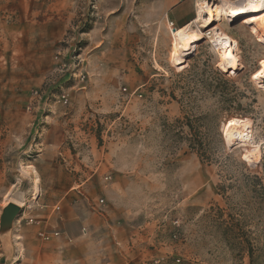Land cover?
<instances>
[{"label": "rangeland", "instance_id": "374dc122", "mask_svg": "<svg viewBox=\"0 0 264 264\" xmlns=\"http://www.w3.org/2000/svg\"><path fill=\"white\" fill-rule=\"evenodd\" d=\"M142 2L0 0L10 28L0 65V207L29 210L36 184L45 190L67 176L76 186L94 173L105 178L104 164L130 168L136 220H158L164 243L146 264H250L247 243L254 264H264V32L250 21L264 11L224 8L210 24L208 16L194 22L181 43L172 27L142 25ZM213 28L235 44L230 70L207 34ZM81 69L84 83L73 77ZM63 91L68 105L58 100ZM225 93L240 106L224 111ZM53 113L72 136L70 175L46 173L38 156L42 119ZM208 114L212 164L189 150L175 125ZM248 131L252 141L243 142ZM47 156L50 165L61 160ZM25 254L0 230V264H32Z\"/></svg>", "mask_w": 264, "mask_h": 264}, {"label": "crops", "instance_id": "0c3cea01", "mask_svg": "<svg viewBox=\"0 0 264 264\" xmlns=\"http://www.w3.org/2000/svg\"><path fill=\"white\" fill-rule=\"evenodd\" d=\"M1 13L0 7V65L7 59L10 30ZM138 18L146 27L159 23L172 27L173 35L195 21L192 0H144ZM42 120L36 148L41 152L39 158L47 160L43 164L48 168L46 173L64 171L70 175L67 170L72 152L67 142L72 136L66 132L64 120L57 113ZM50 152L53 160L61 159L59 164H48ZM102 167L110 172L105 178H95L94 173L76 186L67 176L64 181H50L45 190L35 185L38 191L33 193L29 210H22L8 231L9 239L23 248L24 257L32 264H146L159 258L164 251L159 221L148 222L144 217L136 220L138 213L131 201L136 180H132L131 169L106 164ZM5 206L0 207V216ZM30 218L40 224L27 225L25 220ZM40 231L58 232L60 236L44 243L38 236Z\"/></svg>", "mask_w": 264, "mask_h": 264}, {"label": "bare ground", "instance_id": "6f19581e", "mask_svg": "<svg viewBox=\"0 0 264 264\" xmlns=\"http://www.w3.org/2000/svg\"><path fill=\"white\" fill-rule=\"evenodd\" d=\"M212 1H218L221 3V7L216 6V9H214V6H211ZM224 8H227L231 11L234 15H242L245 13H253L258 14L264 11V0H197V20L194 22H198L201 19H205L204 16H208L210 19L207 21L209 24L211 23L212 19H214L215 16L219 17L221 13L223 12ZM250 20V19H249ZM252 23H256L258 29L262 30L264 32V12L263 14L251 18L250 20ZM208 24V25H209ZM191 25L186 26L183 29L178 30L177 36L181 40V43L185 42V38L187 33L191 29ZM210 28V27H209ZM217 28H213L210 31H208L207 34L211 36V39L213 43L216 45V47L222 52L221 56L223 57V60L229 65L228 70L234 68L237 63L236 56L234 54L235 51V44L224 34L217 32ZM177 55V51L175 52ZM259 78H264V64L261 69V71L258 74ZM241 129L238 128L237 130L230 133L231 138L233 139L237 131ZM235 139V138H234ZM243 142H251L252 136L251 132L248 131L246 134L242 136Z\"/></svg>", "mask_w": 264, "mask_h": 264}, {"label": "trees", "instance_id": "16d2710c", "mask_svg": "<svg viewBox=\"0 0 264 264\" xmlns=\"http://www.w3.org/2000/svg\"><path fill=\"white\" fill-rule=\"evenodd\" d=\"M216 82H218V85L224 84L225 86H228L230 82L222 79V78H216ZM224 101L226 104H228V107L224 109L226 112L232 108H235L236 104V97H229L228 93H225ZM236 106H240L239 104H236ZM211 119V116L208 115H200V116H194V117H184L183 119H178L175 122V125L178 127V134L181 136L183 140L186 141L188 148L190 151L195 153L202 161L212 164L214 161V157L210 152L209 145L205 139L204 135V128L206 127V124ZM186 130H189L190 133H186ZM264 159V156H263ZM254 179L262 183L261 178L258 176H255ZM220 188L224 189V186H220ZM222 189V190H223ZM219 213H222V210L219 209ZM219 224H221L220 219L217 220ZM234 224V223H233ZM244 249L247 251V253L250 256V264H254V256H255V247L252 245V243H247L244 245Z\"/></svg>", "mask_w": 264, "mask_h": 264}, {"label": "built area", "instance_id": "2783aa9c", "mask_svg": "<svg viewBox=\"0 0 264 264\" xmlns=\"http://www.w3.org/2000/svg\"><path fill=\"white\" fill-rule=\"evenodd\" d=\"M82 63V62H80ZM73 77L75 78V81L79 82V83H84L86 82L87 76L84 73L83 69L79 70V72H77L76 74H73ZM58 100L59 102L63 103L64 105H68L69 104V95L67 94L66 91H63L61 95L58 96ZM100 204H103L104 201L100 200L99 202ZM27 222V225H39L40 221L30 218V219H26L25 220ZM38 236L40 237V239L46 243L48 241H50L52 238H56L59 237L60 234L58 232H54V233H49L46 231H40L38 233Z\"/></svg>", "mask_w": 264, "mask_h": 264}, {"label": "water", "instance_id": "95a60500", "mask_svg": "<svg viewBox=\"0 0 264 264\" xmlns=\"http://www.w3.org/2000/svg\"><path fill=\"white\" fill-rule=\"evenodd\" d=\"M20 207L15 203L8 204L2 212L0 219V230L2 233L8 232L21 213Z\"/></svg>", "mask_w": 264, "mask_h": 264}]
</instances>
